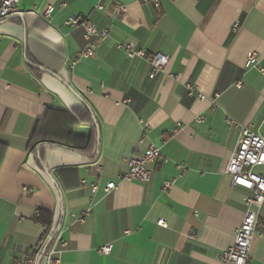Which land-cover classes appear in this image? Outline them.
<instances>
[{"label": "crops", "instance_id": "crops-1", "mask_svg": "<svg viewBox=\"0 0 264 264\" xmlns=\"http://www.w3.org/2000/svg\"><path fill=\"white\" fill-rule=\"evenodd\" d=\"M19 8L0 22V264H24L33 247L34 264H55L44 256L51 250L64 264H232L220 256L250 191L223 168L242 125L264 134V0H20ZM73 16L109 28L93 55L79 54L88 42L84 28L65 24ZM125 44L167 55L166 71L151 77L147 57L130 58ZM251 51L259 64L248 68ZM188 83L206 98L192 99ZM151 144L162 151L151 179H120L127 159ZM255 171L264 175V165ZM110 181L118 186L107 192ZM40 208L53 213L50 244L34 220ZM250 264H264V203Z\"/></svg>", "mask_w": 264, "mask_h": 264}, {"label": "built area", "instance_id": "built-area-1", "mask_svg": "<svg viewBox=\"0 0 264 264\" xmlns=\"http://www.w3.org/2000/svg\"><path fill=\"white\" fill-rule=\"evenodd\" d=\"M148 2L150 0H144ZM20 0H0V22L8 20L20 13ZM155 5L158 7L159 2ZM97 8L103 9V4L99 3ZM53 11V7H49L44 13L49 16ZM65 24L74 28H84V37L88 42L79 54L81 56H90L95 52V48L99 46L103 39L109 35V28L98 29L93 25L88 17L73 16L68 17ZM239 23L236 22L235 30ZM124 48L130 58L143 57L146 58L144 50L134 49L131 44H125ZM152 66L150 76L165 72L170 58L158 52L153 56L147 57ZM259 64V57L256 52L251 51L247 55L246 67H256ZM189 96L192 99H205V95L200 93L194 85L187 84ZM198 122L203 121V117H198ZM232 123V121H229ZM177 129H175L176 131ZM162 156L161 148L151 144L139 156H132L127 159V170L119 176L122 180H138L142 182L149 181L152 177V170L149 164L155 162ZM264 165V134L252 129L251 125H242L236 150L230 155L228 161L223 168V174L231 178L232 185L243 187L250 191V194L245 198L246 213L242 224L235 232V241L227 250L220 256L221 261L232 264H250L251 247L256 234L257 225L259 223V213L264 203V175L255 171L258 166ZM181 170H185L184 165H181ZM176 178L165 180L163 187L169 189L175 182ZM85 182V181H84ZM114 181H110L106 185V191L117 188ZM98 186L93 184L92 190L95 192ZM90 208L83 212L81 217L90 213ZM158 224L166 227L164 219H160ZM65 243H63L64 245ZM113 245L106 244L100 247L99 251L103 254L111 252ZM55 250L48 251L44 254L50 263L64 264L60 259L54 257ZM40 256L39 250L33 247L32 251L25 257L24 264H34Z\"/></svg>", "mask_w": 264, "mask_h": 264}, {"label": "trees", "instance_id": "trees-1", "mask_svg": "<svg viewBox=\"0 0 264 264\" xmlns=\"http://www.w3.org/2000/svg\"><path fill=\"white\" fill-rule=\"evenodd\" d=\"M39 147V144L37 142L31 141L29 144V149L35 153L37 148ZM34 220L39 222L45 227V234L43 236V239H46L47 236L52 237L53 233H51L52 227H53V213L49 210L40 208L37 211V214L34 217ZM52 242V241H51ZM50 242V243H51ZM48 243V244H50Z\"/></svg>", "mask_w": 264, "mask_h": 264}, {"label": "water", "instance_id": "water-1", "mask_svg": "<svg viewBox=\"0 0 264 264\" xmlns=\"http://www.w3.org/2000/svg\"><path fill=\"white\" fill-rule=\"evenodd\" d=\"M56 234H57L56 232L53 233V235H52V237L50 238V240L48 241V243H50L51 241L54 240V238L56 237Z\"/></svg>", "mask_w": 264, "mask_h": 264}]
</instances>
